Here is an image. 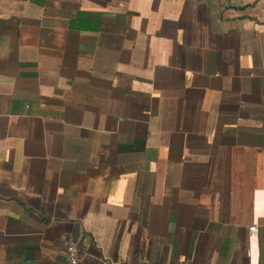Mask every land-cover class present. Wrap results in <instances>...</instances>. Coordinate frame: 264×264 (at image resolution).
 <instances>
[{"label":"crops","instance_id":"1","mask_svg":"<svg viewBox=\"0 0 264 264\" xmlns=\"http://www.w3.org/2000/svg\"><path fill=\"white\" fill-rule=\"evenodd\" d=\"M67 242L264 264V0H0V264Z\"/></svg>","mask_w":264,"mask_h":264},{"label":"built area","instance_id":"2","mask_svg":"<svg viewBox=\"0 0 264 264\" xmlns=\"http://www.w3.org/2000/svg\"><path fill=\"white\" fill-rule=\"evenodd\" d=\"M250 231L255 232L256 231V224H253L250 228ZM79 261V255L78 251L76 248V245L73 242H67L64 248V262L66 264H77ZM102 264H112L109 262H103ZM178 264H186L185 262L183 263H178Z\"/></svg>","mask_w":264,"mask_h":264}]
</instances>
